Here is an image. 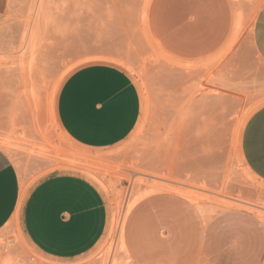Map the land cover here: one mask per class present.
<instances>
[{"label":"rangeland","instance_id":"rangeland-1","mask_svg":"<svg viewBox=\"0 0 264 264\" xmlns=\"http://www.w3.org/2000/svg\"><path fill=\"white\" fill-rule=\"evenodd\" d=\"M150 1L9 0L0 23V146L26 188L71 171L106 195L108 233L72 264H132L129 225L144 229L151 264H264V181L241 152L245 124L264 105V60L249 37L260 3L244 17L239 53L184 60L154 41ZM97 61L128 70L142 97L134 131L105 150L75 144L57 117L69 75ZM16 245V261L37 256L12 220L0 232V257Z\"/></svg>","mask_w":264,"mask_h":264},{"label":"crops","instance_id":"crops-1","mask_svg":"<svg viewBox=\"0 0 264 264\" xmlns=\"http://www.w3.org/2000/svg\"><path fill=\"white\" fill-rule=\"evenodd\" d=\"M8 2L0 0V23ZM256 2L260 5L249 37L253 53L264 60V0H151L148 27L163 53L184 60L239 53L240 33L248 32L240 27ZM141 113L142 97L131 74L111 62L76 68L57 101V117L65 133L78 146L91 150L109 149L125 141ZM241 152L246 166L264 181V105L245 124ZM12 220L18 221L37 256L16 261L21 249L16 245L0 257V264H72L106 236L110 208L102 189L76 172L52 173L32 188L24 187L15 162L0 146V232ZM143 232L136 225L127 227L132 264H151L144 260L138 236Z\"/></svg>","mask_w":264,"mask_h":264},{"label":"bare ground","instance_id":"bare-ground-1","mask_svg":"<svg viewBox=\"0 0 264 264\" xmlns=\"http://www.w3.org/2000/svg\"><path fill=\"white\" fill-rule=\"evenodd\" d=\"M240 14H241V13H240ZM240 19H241V18H240ZM240 19H239V20H240ZM243 160H244V159H243ZM248 169H249V168H248ZM249 171H250V169H249ZM135 199H136V198H135ZM136 200H139V199H136ZM240 200H241V199H240ZM247 204H248V202H247ZM250 204H251V203H250ZM127 208H128V207H127ZM206 214H207V213H206Z\"/></svg>","mask_w":264,"mask_h":264}]
</instances>
